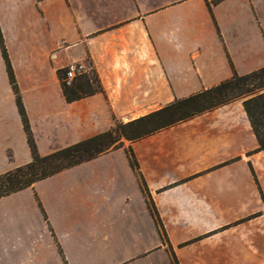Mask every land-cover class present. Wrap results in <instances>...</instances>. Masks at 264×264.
Here are the masks:
<instances>
[{
	"label": "crops",
	"instance_id": "1",
	"mask_svg": "<svg viewBox=\"0 0 264 264\" xmlns=\"http://www.w3.org/2000/svg\"><path fill=\"white\" fill-rule=\"evenodd\" d=\"M0 31L41 156L264 67V0H0ZM74 63L102 92L65 100ZM243 101L0 197V264H264ZM30 160L0 46V174Z\"/></svg>",
	"mask_w": 264,
	"mask_h": 264
},
{
	"label": "trees",
	"instance_id": "2",
	"mask_svg": "<svg viewBox=\"0 0 264 264\" xmlns=\"http://www.w3.org/2000/svg\"><path fill=\"white\" fill-rule=\"evenodd\" d=\"M207 5L210 8L208 2ZM0 46L31 153L29 162L0 174V197L31 186L39 179L78 163L120 148L123 146L122 140L132 142L141 139L237 99H244L243 107L258 142L257 151L264 150V67H262L246 75H238L233 71L229 79L217 86L185 99L175 100L171 104L136 120L127 123L115 120L113 127L106 132L41 156L37 151L12 68L4 49L1 31ZM59 77L67 102L102 92V87L94 71L90 76L83 75L75 78L70 85L63 82L62 72H59ZM127 155L132 167L137 168L138 164L130 147L127 149ZM150 210L157 222L156 211L153 207H150Z\"/></svg>",
	"mask_w": 264,
	"mask_h": 264
},
{
	"label": "built area",
	"instance_id": "3",
	"mask_svg": "<svg viewBox=\"0 0 264 264\" xmlns=\"http://www.w3.org/2000/svg\"><path fill=\"white\" fill-rule=\"evenodd\" d=\"M92 71L93 70L91 68H86L83 63L71 64L67 66L62 72L63 82L66 85H70L75 78L83 75L90 76Z\"/></svg>",
	"mask_w": 264,
	"mask_h": 264
},
{
	"label": "rangeland",
	"instance_id": "4",
	"mask_svg": "<svg viewBox=\"0 0 264 264\" xmlns=\"http://www.w3.org/2000/svg\"><path fill=\"white\" fill-rule=\"evenodd\" d=\"M122 142H123V140H122Z\"/></svg>",
	"mask_w": 264,
	"mask_h": 264
}]
</instances>
